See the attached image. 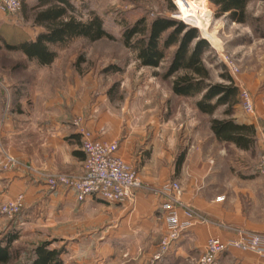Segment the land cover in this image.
<instances>
[{
    "label": "crops",
    "instance_id": "obj_1",
    "mask_svg": "<svg viewBox=\"0 0 264 264\" xmlns=\"http://www.w3.org/2000/svg\"><path fill=\"white\" fill-rule=\"evenodd\" d=\"M32 61L36 66L49 65ZM29 80L40 83L37 76ZM46 81L53 93L42 101L44 111L37 109L41 93L38 87L29 91L32 108L25 106L28 98L22 88L12 92L19 101L16 108L4 110L0 103V204L22 194L24 203H35L30 209L32 223H43L46 218L50 224L59 222L64 225L63 238L69 240H79L83 235L91 241L106 239L107 258L111 259H115L116 247L121 245L124 260H132L131 264L151 261L168 232L163 208L168 197L157 190L172 180L181 184V200L197 214L190 220L191 225L182 230L180 238L172 242L168 253L155 261L157 264H170V260L172 264L194 263L210 236L224 240L234 237L238 230L264 234V186L257 171L264 138L263 112L254 111L250 115L241 108L236 112L234 106L231 115L222 113L220 117L253 125L254 141L248 148L217 138L210 128V119L220 118H209L206 114V121H201L197 117L199 148L192 156L186 154L175 161L167 122L160 130L153 116L144 125L138 118L109 105L97 108L95 104L88 112L81 102H73L71 86L60 95L62 90L55 84V77H46ZM1 90L9 99L11 93L3 82L0 94ZM75 116L82 117L94 136L116 141L117 155L137 171L142 186L135 190L132 202L105 201L95 195L80 200L66 187L50 189L45 184L44 173L83 171L85 153L72 123ZM6 154L16 157L19 166L3 169ZM177 213L180 220L187 219L182 208ZM216 264H264V257L228 249L218 256Z\"/></svg>",
    "mask_w": 264,
    "mask_h": 264
},
{
    "label": "rangeland",
    "instance_id": "obj_2",
    "mask_svg": "<svg viewBox=\"0 0 264 264\" xmlns=\"http://www.w3.org/2000/svg\"><path fill=\"white\" fill-rule=\"evenodd\" d=\"M24 1L28 4L34 2ZM70 2L76 7L73 12L76 18L85 19L89 12H94L102 18L104 27L116 38L113 40L102 38L91 42L83 38L73 39L64 47H54L57 57L53 63L45 67L36 66L21 52L9 51L3 46V40L15 44L24 37H33L40 30L39 26L31 21L33 12L29 11L24 15L22 11L8 14L0 10L2 13L0 83L3 82L11 93L7 99L8 96L6 97V93L1 90L2 109L5 110V107L14 109L19 104L12 96L15 88L24 90L28 98L24 101L29 104L25 106L32 108L33 97L29 96V91L33 90V87H38L41 93L38 94L37 102L40 101V105L37 103V109L43 110L42 101L50 98V94L53 93L46 77L54 76L55 84L62 90L60 95L67 86H71L73 102L75 100L81 102L83 109L88 112L95 104L97 108L109 105L115 110L138 118L144 125L153 116L155 125H158L160 130L167 122V130L172 135L173 159L177 161L186 154L192 156L196 148H199L197 117L201 121H206L207 117L197 111L195 101L199 97L184 98L173 95L170 91L171 79H163L156 75L161 73L165 63L159 68L139 66L133 54L120 41V33L125 23L131 24L139 17L146 16L149 19L161 14L181 19L187 25L197 27L200 35L208 40L210 46L218 48L212 47L213 50L206 53V56L212 59V62L206 60L211 70L212 82H224L218 75L227 71L238 88L242 86L249 90L255 112L264 113V0L248 1L246 9L249 18L246 23H231L224 16L215 18L213 15L215 7L208 0L206 3L200 0H70ZM174 4L177 7H174ZM81 58L83 60H80ZM110 64H119L122 69L118 72L105 71V67ZM36 76L40 83L29 80L30 77ZM234 106L236 112L242 109L239 91ZM223 109V106L220 107L212 115H208L209 118L212 116L220 118L223 116ZM230 155L235 156L234 153ZM17 162L19 166L20 161ZM34 206L35 203L31 205L24 203L19 213L14 216L0 212V239L10 231L14 230L17 233V239L13 242L14 259L11 264H23L28 261L35 244L43 240H52V245L63 250V264L132 263V260L128 262L124 260L121 245L116 247L115 259L113 257L111 259L107 258L106 239L91 241L87 235H83L85 237L79 240H69L63 238L64 225L59 222L50 224L46 222V218L43 223H32L34 217L31 216L30 209ZM157 262L151 260L147 264ZM169 263L172 264L171 260ZM195 263L196 261L190 264Z\"/></svg>",
    "mask_w": 264,
    "mask_h": 264
},
{
    "label": "trees",
    "instance_id": "obj_3",
    "mask_svg": "<svg viewBox=\"0 0 264 264\" xmlns=\"http://www.w3.org/2000/svg\"><path fill=\"white\" fill-rule=\"evenodd\" d=\"M200 1L206 3L207 0ZM208 1L215 7V18L224 16L231 23H246L249 18L246 9L249 0ZM20 9L24 15L32 11L31 21L41 30L35 33L34 38L24 37L15 44L3 40V46L9 51L21 52L38 65L49 64L57 56L54 47H64L73 39L83 38L91 42L116 38L94 12H89L85 19L76 18L73 13L76 7L70 0H34L30 4L22 0ZM120 35L121 44L133 54L139 66L159 68L165 63L161 73L156 75L171 79L170 91L173 95L199 97L195 106L202 114L212 115L223 106L222 113L231 115L237 102L238 87L227 71L218 75L224 82H212L211 70L206 62L207 59L212 62V59L206 53L213 49L197 27L187 25L181 19L159 14L149 19L139 17L131 24L125 23ZM121 69L119 64L105 67V71L112 72ZM210 128L219 140L232 142L239 147L248 148L254 141L253 125L239 124L231 118H211ZM16 239L14 230L0 239V264H11ZM52 243V240L36 243L31 257L23 264H63V250Z\"/></svg>",
    "mask_w": 264,
    "mask_h": 264
},
{
    "label": "built area",
    "instance_id": "obj_4",
    "mask_svg": "<svg viewBox=\"0 0 264 264\" xmlns=\"http://www.w3.org/2000/svg\"><path fill=\"white\" fill-rule=\"evenodd\" d=\"M21 0H0V10L8 14H15L21 9ZM231 69V66H229ZM239 98L242 109L247 114H254L255 106L249 90L239 86ZM72 123L77 129L81 138V148L85 153L83 171L80 173L48 172L44 173L43 180L50 189L66 187L72 190L77 199H84L87 196H98L105 201L125 202L133 201L134 192L141 188L137 171L123 158L117 155L118 144L116 141L102 140L93 135L82 119L76 116ZM258 172L262 178L264 186V138L262 142V152L259 156ZM18 166L17 160L9 155H5V160L1 164L4 169ZM160 194H165L168 200L163 205L166 209L165 222L168 232L159 242L152 261L163 258L172 242L180 238L182 230L191 225L190 220L197 214L191 207H188L181 200L182 186L175 180L168 181L157 190ZM24 205L22 194L12 200H7L0 204V212L9 216L19 213ZM182 208L186 220H180L177 210ZM234 237L221 239L210 236L203 247L202 254L195 264H216L220 254L228 249H240L243 251L255 252L264 257V234L238 230Z\"/></svg>",
    "mask_w": 264,
    "mask_h": 264
}]
</instances>
